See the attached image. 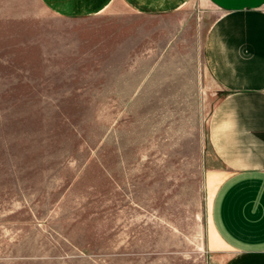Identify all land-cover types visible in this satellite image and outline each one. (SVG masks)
Instances as JSON below:
<instances>
[{"label": "rangeland", "instance_id": "374dc122", "mask_svg": "<svg viewBox=\"0 0 264 264\" xmlns=\"http://www.w3.org/2000/svg\"><path fill=\"white\" fill-rule=\"evenodd\" d=\"M218 9L0 0V264H226L204 67ZM218 171V172H217Z\"/></svg>", "mask_w": 264, "mask_h": 264}, {"label": "crops", "instance_id": "0c3cea01", "mask_svg": "<svg viewBox=\"0 0 264 264\" xmlns=\"http://www.w3.org/2000/svg\"><path fill=\"white\" fill-rule=\"evenodd\" d=\"M53 15L94 16L114 1L164 16L189 0H39ZM219 11L204 36V67L222 89L207 131L219 182L210 222L234 255L226 264H264V0H205Z\"/></svg>", "mask_w": 264, "mask_h": 264}]
</instances>
